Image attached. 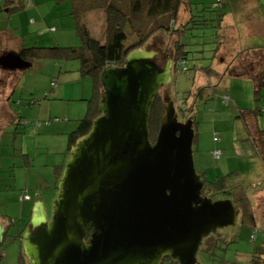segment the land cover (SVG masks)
<instances>
[{
  "label": "water",
  "instance_id": "95a60500",
  "mask_svg": "<svg viewBox=\"0 0 264 264\" xmlns=\"http://www.w3.org/2000/svg\"><path fill=\"white\" fill-rule=\"evenodd\" d=\"M5 4L0 12L10 11ZM155 57L145 45L101 72L100 114L69 152L50 215L43 199L33 203L21 237L29 264H195L203 239L237 228L238 205L202 196L192 121L178 119L171 94L151 140L152 104L173 66L160 68ZM31 65L19 51L0 55L2 69ZM5 233L0 220V245Z\"/></svg>",
  "mask_w": 264,
  "mask_h": 264
},
{
  "label": "rangeland",
  "instance_id": "374dc122",
  "mask_svg": "<svg viewBox=\"0 0 264 264\" xmlns=\"http://www.w3.org/2000/svg\"><path fill=\"white\" fill-rule=\"evenodd\" d=\"M201 1L205 2L206 7L212 6V3L217 2V0H192V2L199 3ZM23 3L26 7L25 0ZM71 3L70 0L36 1L35 4H31V8L34 9L33 17L35 18L33 24L29 23L30 19L27 18V15L24 16L23 13L29 8H16L9 12H0V32L4 31L8 35L3 40L0 38V53L18 50L20 45L23 44L21 43L22 41L26 42L25 47L42 46L49 48L45 50L48 54L46 58H38L30 68L20 75L16 90L12 91V85L9 84V75L14 73L15 70H6L0 67V90L4 93L3 84L6 81L7 83L5 84L8 85L9 96L12 94L11 97H14L9 105L12 110L15 108L13 112L11 109H7L12 115L15 113L12 117V123L6 121L3 126L0 122V218H2L6 225L11 220L13 222V229L9 233L10 236H5L0 245V264H18L21 247L19 239L13 237L12 234L17 233L21 228L26 229L27 227V217L31 215L33 206L30 207V205L37 198L39 192L33 186L34 183L36 184L35 181L38 180L36 174H44L47 180L52 183L51 168L46 166V164L48 163L51 166L54 162L58 163L60 157H62L56 154H48L45 156L43 155V151L33 158L32 166L30 164L27 166L24 164L20 165L21 163L18 164V160L22 157L19 154L20 146L24 147L26 142L23 143L21 136L14 134V130H21L23 128L20 126L19 121L24 116L20 115L19 111L21 106L24 105V102H30L28 99L26 101L21 99L30 93L36 95L34 97H27L36 99L38 98L37 96L42 94L43 90H47L48 92L51 89V85L54 86L55 80H57V74L55 76L54 74L59 71L62 72L68 81L79 80L81 82L85 78L82 80V84L84 87L83 93L87 95V99L82 102H67L69 105L68 115H55L54 111H52L51 121L59 122L63 127L67 125L68 128L76 123L77 127L79 120L84 118L87 113L90 100L88 86V83H90L88 82V77L90 76H82L80 61L70 57L66 58L62 52V48H77L81 45L75 28L74 15L70 13L72 8ZM216 5L219 6V3H216ZM184 7L182 5L180 10L179 23L183 22L188 15ZM200 7L201 5H192L193 12L195 14L199 13ZM252 7L260 9V13L258 11H253V13L257 17L261 16L264 20V0H261L260 4ZM224 9L226 12V20L231 18L238 20L245 11L250 13V10L244 11L240 7V4H234V0L224 7ZM206 11L200 14L205 18L212 19L217 17L218 10L208 8ZM87 19H89L90 27L94 35L103 42L105 31L104 13H93L88 15ZM209 25L208 28L187 30L183 35H172L169 39L164 34L158 33L145 45L148 46V49L158 50L160 52H164V49L167 47L166 49L170 53L168 55L171 56L173 50L171 42L175 38H179L185 44V49L189 52L187 54L188 70L181 71L178 68L179 70L177 71L172 66L173 74L171 82L163 86L159 94L164 95L166 99L168 98V94H171L179 120L182 119L181 108L187 104H191L193 109L191 118L194 134L192 150L195 169L200 176L209 181L216 179L222 180L225 185L224 190L227 191L226 194H223L222 191L216 190L218 193L213 194L211 199L220 200L229 198L235 203L242 202L244 204L242 209L244 207L248 209L247 211L241 210L240 212V216L244 220H247V222L245 224L240 223L236 229L229 227L219 229L217 235L219 234L222 240H218L216 242L217 247L212 248L208 252L200 250L197 255V263L250 264L252 252L259 246L262 240L260 231L256 233V238L253 237L249 223L256 214L260 217L258 208L255 207L253 210V204L256 202L257 194L259 192L263 193L262 191H264V179H258L256 168L258 161L255 158L256 155L248 152V143L251 140L246 131L244 120L246 115L242 117V112L245 109L259 108L262 110L264 87L262 89L261 99L256 100L251 97V94L249 95L252 87L249 86L247 81L243 80L244 77H232L228 74L222 75L227 65H230V62L227 64L220 61L221 59L226 60L225 56H228V50L232 46L228 42V39H225L229 38L225 28L218 31L216 27H211V25H217V22L214 20ZM245 28V25H241L240 31L242 32ZM217 34H224V37H217ZM216 47H218L217 51H215ZM220 51L223 53H219ZM240 51L236 50L235 55ZM230 54L232 58L234 53L231 52ZM212 57L214 60H211ZM166 63V61L161 62L159 67L163 68ZM255 63V61H252V64L256 68L257 64ZM210 65L212 69L216 70L218 75H211L210 73L207 75L205 72H202L203 67ZM11 79L13 80L12 77ZM200 86H205L206 88L202 92H199L198 88ZM20 91H25L26 96H21ZM225 95L229 96L228 103L222 101V97ZM17 98H19L18 102ZM81 107L82 109H80ZM4 111L6 112V109L0 107L1 120H6ZM45 114L47 115V112ZM251 115H247L246 117L248 123L250 122L256 127L254 123L255 118H263L262 124L264 125V112ZM68 119L69 121H67ZM22 122L24 121L22 120ZM261 128L264 129V127ZM214 136L219 139L217 142L213 141ZM15 137L17 138L15 139ZM58 141V138H54L49 134L41 135L39 139V142L42 144L41 146L51 151L55 147L57 148ZM214 150H219L222 153L217 159L213 156ZM46 192H48L47 195L52 196V194L56 195L57 190L46 189ZM27 194L31 195L33 199L30 201L23 200V196ZM53 198H47L44 201L48 213H50ZM217 235L215 234L213 236L216 237Z\"/></svg>",
  "mask_w": 264,
  "mask_h": 264
},
{
  "label": "trees",
  "instance_id": "16d2710c",
  "mask_svg": "<svg viewBox=\"0 0 264 264\" xmlns=\"http://www.w3.org/2000/svg\"><path fill=\"white\" fill-rule=\"evenodd\" d=\"M62 1V0H58ZM72 8L71 14L74 15L75 28L77 35L81 41L80 47L77 48H62L64 57L77 59L80 61V71L83 76H90L93 83V95L89 100V105L87 113L84 118L79 120V124L74 131H72L68 136V145L66 154L75 146V143L83 136H85L91 128L93 119L100 114L98 103L101 99L103 93V88L100 82V74L108 66H123L126 57L129 52L134 49L142 48L148 41L158 33L164 34L166 37H171L172 35L183 33L187 30L197 29V28H208L211 21H216L217 25L211 27H216L220 31L223 26V18L226 14L224 9V3L221 0H217L219 6L216 3L206 7L205 2H192V0H71ZM5 6L10 7V11L16 8H23L25 5L21 0H5ZM182 5H184L185 12L188 14L183 22L179 23L180 10ZM192 5H201L199 13L195 14L192 10ZM197 8V7H196ZM212 8L216 9L217 14L215 18H205L201 12H207L206 9ZM96 12H103L105 19V31H104V41L102 42L91 30V25L88 15ZM212 16V14H211ZM86 20L84 21V19ZM209 25V26H208ZM217 37H224L221 35H216ZM227 39V38H225ZM1 42V41H0ZM168 43V42H167ZM166 43V44H167ZM173 50L171 56L168 55L169 50L164 49V52L156 51L157 57L154 60L157 66H160L161 62L171 61L173 64V69L180 68L181 71L188 70L187 67V54L189 53L185 49V44L181 42L179 38H175L172 42ZM222 43V40H221ZM47 47L42 46H29L23 47L19 53L27 61L32 64L39 59L46 58L48 55L46 53ZM65 50V51H64ZM218 47L215 48V51ZM214 51V54H215ZM231 52V51H230ZM229 52V56L231 55ZM2 53V52H1ZM0 53V54H1ZM233 61L230 65H227L224 74H228L232 77L239 78H249L253 81L254 95L256 100H260L262 97V89L264 87V47L255 50H241L240 52L234 53ZM252 61L256 62V68L252 64ZM161 68V67H160ZM202 72L207 75H218L215 69H212L211 65L202 68ZM14 84V88H15ZM206 87L200 86L198 88L199 92H202ZM166 103V98L162 94H157L152 104L149 119V129L150 137L153 141L158 133L161 115ZM182 110L181 122L192 121L191 104L185 105ZM262 110L259 108L255 109H245L242 112V117L245 120V126L247 134L253 144L257 156L264 163V129L254 127L250 122L246 121L247 115H256L261 113ZM251 115V116H252ZM63 166L56 168V178L60 177ZM204 181V188L202 191V196L211 198L213 194L217 191H222L226 194L225 185L222 180L216 179L214 181H209L202 177ZM30 215L27 217V226L29 222ZM25 228H21L17 231L16 238L19 239L21 253L19 256L18 264H29L26 257L22 252L21 237ZM264 232V230L262 231ZM254 237L256 231L254 232ZM5 236H8V228L6 229ZM211 236V235H210ZM210 237L205 239L209 240ZM217 237L214 239L216 241ZM219 240V239H218ZM217 240V241H218ZM216 241V242H217ZM264 243V242H263ZM261 243L258 248H255L252 252V258L250 264H264V244ZM217 247L215 243L214 248ZM202 247L200 248L202 250ZM212 249V248H211ZM211 249L205 248L203 251H210ZM162 264H179L177 261H172L169 258H164Z\"/></svg>",
  "mask_w": 264,
  "mask_h": 264
},
{
  "label": "crops",
  "instance_id": "0c3cea01",
  "mask_svg": "<svg viewBox=\"0 0 264 264\" xmlns=\"http://www.w3.org/2000/svg\"><path fill=\"white\" fill-rule=\"evenodd\" d=\"M21 1L23 3L24 0H21ZM25 1H26V7L24 6L23 8H29V9H27L23 12L24 16L27 15V18L30 19L29 23L33 24L35 22V18L33 17V14H34L33 10L34 9L31 8V4H35V2L38 0H25ZM221 1L224 3V7H226L228 4L231 3L232 0H230V1L221 0ZM70 2H72V1L70 0ZM260 3H261V0H234V4H240V7L244 11L250 10V13L247 11L242 13V15L240 16L241 18L238 19L239 21L242 19L240 22L234 18L226 20V14L224 15L222 26H223V28H225L226 32L228 33L227 36L229 38H227V39H228V42L231 43V46H232V48L228 50L229 52L231 51V52L235 53L236 50L237 51L248 50V49L249 50H255V49L264 47V20L261 18V16L257 17L254 15L255 13H253V11H255V12L258 11V13H260V9L252 7V6H256L257 4H260ZM250 7H252V8H250ZM241 25L246 26L245 30H243L242 32L240 31ZM6 35H7L6 32H4V31L0 32V38H2V40H3V38H6ZM222 35L224 36V34H222ZM7 37H8V35H7ZM16 38L18 39V37H16ZM21 43H23V44H21ZM21 43H20L21 44L20 47L18 48V50H16V52L20 51L23 47L26 46L25 41H22ZM219 53H223V52L220 51ZM233 57L234 56H232V58ZM225 58H226L225 61L223 59H221L220 62L228 64L229 62L233 61V59L229 55L225 56ZM211 60H214L213 57ZM226 61H228V62H226ZM233 62L235 63V61H233ZM50 70H49V72H51ZM55 75L57 77V80H55V85L54 86L51 85V89L48 90V92H47V90H43L42 94H40V96H37L38 98H36V99L32 98L36 94L30 93L27 96H29V97L32 96V97L29 98L26 96L25 91L19 92L21 94V96L22 95L26 96L25 98H23L21 100L26 101L28 99V101H30V102H28V103H27V101L24 102L23 103L24 105L21 106L20 111H19V114L24 116V118H22V120L24 122L22 123V120L19 121L20 126H22L23 128L21 130L20 129L16 130L19 133L18 134L15 133V134L20 135L21 141L23 143L26 142V144L24 145V147L20 146V149H19L20 153L19 154H20V157L21 156L22 157L20 160H18V164L21 163L20 165L24 164L26 166L30 164V166H32L33 165V158L36 155H39V153H41L43 151H44L43 155H45V156H47L48 154L49 155L56 154V155L62 156V157H60V161L58 163L54 162L53 164H51V166L48 163L46 164V166L51 168L52 183L47 180V178L44 174H41V173L36 174V176L38 177L37 178L38 180L35 181L36 184L34 183L33 186H34V189L39 191V192H38V196H37V198H35V200L41 198L45 201L47 198L55 197V194L53 195L52 193H51L52 196L47 195L48 192H46V189L57 190L56 168L63 166L65 164V162L67 161L68 155L66 154V150H67V145H68V137H69L68 135L76 129V123L73 126H70L68 128L67 125H65L63 127V125L59 124V122L51 121L50 118L52 116V114H51L52 111H54L55 115L56 114H59V115L67 114L68 115L69 105L67 104V102H74V101L82 102V101L87 99V95H85L83 93L84 87L82 84V80H84L85 78H83L81 80V82L79 80L68 81V80H66V78L62 74V72L58 71V73L56 72L54 74V76ZM18 80L14 83V84H16L14 90H16V86L18 85ZM88 80H89L88 82H90V83H88L89 91H90V98L89 99H91L92 98L91 95H93V88H92L93 83H92V81H91L92 79L90 77H88ZM243 80L247 81L249 86L252 87V90L249 92V95L251 94V97L255 99L254 87H253V83H251L253 81L249 78L248 79L244 78ZM5 83H7V82L5 81ZM5 83L3 84L4 93L2 90H0V93H2V94H0V107H3L7 110V109H11L9 104H11L10 102L13 101L14 97H11L12 94L9 96V88H8V85ZM12 91H13V89H12ZM23 93H25V94H23ZM18 100H19V98H17V101ZM228 100H229V96H228ZM31 101H34V102L31 103ZM80 109H82V107ZM11 111L12 112L15 111V108L13 110L11 109ZM46 112H47V115L45 114ZM262 112H264V103H263ZM7 113L11 114L10 111H7ZM14 114L15 113H13V115ZM191 115H192V113H191ZM54 117H58V116H54ZM262 120H263V118H255V120H254L255 125H258V127H260V128L264 127V125L262 124ZM67 121H69V119ZM77 121H78V119H77ZM0 122H1V125L4 126V124L6 123V120L0 119ZM44 134L45 135L49 134L50 136H52L54 138H58L59 144H58L57 148L55 147V149L54 150L52 149V151H51L50 149H47L44 146H41L42 144L39 142V139H40V136L44 135ZM66 135H67V137H66ZM65 137H66V139H65ZM214 137H213V141H214ZM16 138L17 137H15V139ZM31 150H32V152H31ZM248 152L252 155H256L255 158H257V161H258L256 164L258 179H260V180L264 179V163L260 159V157L257 156L256 151H255L253 144L251 142L248 143ZM31 154H34V155H31ZM30 189H32V188H30ZM262 192L263 193L259 192L257 194V196H256L257 198L255 200L256 202H255V204H253V210L255 207H257L258 213L260 212V217H258L257 216L258 214H256L255 217L249 223V227L252 229V232H255V231H256V233L259 231L261 232L262 240L260 241V244L264 242V232H262L264 230V191H262ZM25 196H28L29 199H24ZM25 196L23 197V200L30 201L33 199L31 197V195L27 194ZM30 197H31V199H30ZM20 198H21V196H20ZM34 201H33V203H34ZM33 203H31L30 207L33 205ZM234 204L239 206L240 212H241V210H245V211L248 210L246 207H244L242 209L244 204L240 201L238 203L234 202ZM246 222H247V220H244L239 215L238 225L240 223L245 224ZM255 238H256V235H255ZM256 248H258V247H256Z\"/></svg>",
  "mask_w": 264,
  "mask_h": 264
},
{
  "label": "flooded vegetation",
  "instance_id": "af4514ba",
  "mask_svg": "<svg viewBox=\"0 0 264 264\" xmlns=\"http://www.w3.org/2000/svg\"><path fill=\"white\" fill-rule=\"evenodd\" d=\"M11 51V50H10ZM7 52H9V51H7ZM159 58V55H158V57H155L154 58V60L155 61H157L156 59H158ZM23 72H25V70H15V72L14 73H12L11 75H9V84L10 85H12L11 86V88L13 89L14 88V83L20 78V75L21 74H23ZM11 77L13 78V80L11 79ZM1 79V78H0ZM163 88V87H162ZM5 112V111H4ZM5 116H6V121H10V123H12V117H13V115L12 114H9V113H7V110H6V112H5ZM181 121V120H180ZM0 128H1V126H0ZM24 197V196H23ZM25 197H28V196H25ZM234 203V202H233ZM47 213H48V211H47ZM50 215V213H48V216ZM0 220H1V222H2V224L4 225V227H5V229H7L8 228V236H10V230L11 229H13V222H12V220H11V222H8V224L6 225L4 222H3V220H2V218H0ZM12 231V230H11ZM16 234V233H15ZM14 233L12 234L13 235V237H16V235H15ZM214 234H211V236L209 235L208 237H210V239L209 240H206L205 241V239L207 238H205L204 240H203V242H202V245H203V248H202V250L203 249H205V248H208V249H211V248H214V246H215V243H216V241L219 239V240H222V237L218 234L216 237H217V239H216V241H214V239L216 238L215 236H213ZM4 238H5V235H4ZM3 238V239H4ZM202 245H201V247H202ZM201 250V249H200ZM195 264H198V263H195Z\"/></svg>",
  "mask_w": 264,
  "mask_h": 264
},
{
  "label": "built area",
  "instance_id": "2783aa9c",
  "mask_svg": "<svg viewBox=\"0 0 264 264\" xmlns=\"http://www.w3.org/2000/svg\"><path fill=\"white\" fill-rule=\"evenodd\" d=\"M222 100H223V102L228 103V96L227 95L223 96ZM214 141L216 142V141H218V139L216 137H214ZM213 156L216 159L219 158L221 156V151H219V150L213 151ZM25 199H29V197H25ZM253 234H254V232H253ZM253 237H254V235H253Z\"/></svg>",
  "mask_w": 264,
  "mask_h": 264
},
{
  "label": "bare ground",
  "instance_id": "6f19581e",
  "mask_svg": "<svg viewBox=\"0 0 264 264\" xmlns=\"http://www.w3.org/2000/svg\"><path fill=\"white\" fill-rule=\"evenodd\" d=\"M204 240V239H203Z\"/></svg>",
  "mask_w": 264,
  "mask_h": 264
}]
</instances>
